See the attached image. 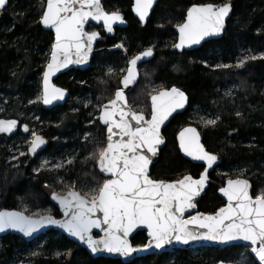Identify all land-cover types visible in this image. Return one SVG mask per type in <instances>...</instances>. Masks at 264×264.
Segmentation results:
<instances>
[{
	"label": "trees",
	"instance_id": "trees-1",
	"mask_svg": "<svg viewBox=\"0 0 264 264\" xmlns=\"http://www.w3.org/2000/svg\"><path fill=\"white\" fill-rule=\"evenodd\" d=\"M226 2L229 0H158L141 26L132 15L131 0L104 1V9L119 11L127 26L116 28L112 37L97 28L101 40L89 67L60 75L55 83L68 90L69 98L63 105L45 110L38 95L53 40L52 34L39 23L45 0H8L7 7L0 10V117L15 118L30 129H40L47 139L41 154L53 155L58 147H63L76 155L65 171L60 170L63 177L58 181L55 178L58 170L43 169L37 173L30 164H25L22 160L27 154L18 165L8 163L5 156L9 140L18 138L25 142L26 137L0 135V209H19L27 215L46 211L45 214L59 217L48 200L50 187L45 185L63 190V182L68 181L77 188L82 185L85 190L87 184L96 187L103 183L105 177L96 170L98 157L93 155L105 145L104 128L96 116L98 108L113 97L125 72L121 69L127 66L122 52L110 49L117 43L124 45L129 57L153 48V58L138 67V80L127 94L128 103L138 105V111H143L146 117L150 115L149 98L160 89L176 86L188 96L185 111L175 115L162 132L165 144L150 168V177L175 181L186 174L200 175L203 166L182 157L176 142V134L182 127L194 125L206 150L219 159L217 167L208 174V187L196 204L198 211L213 213L223 205L217 190L227 178L248 179L255 197L264 188V59L250 60L240 69L217 66L234 64L241 56L264 54V0H230L231 16L219 39L209 40L191 51L170 50L176 40L174 27L183 21L189 5ZM94 28L89 26L90 30ZM11 59L18 61L14 69L8 63ZM109 68L114 70L110 76L106 75ZM199 107H209L215 112V117L220 118L215 126L192 120ZM85 132L91 136L81 143L80 137ZM146 239L145 232L139 231L130 241L133 246H140ZM35 242L41 244V252L18 262L21 252ZM241 259L245 264L246 260H253L246 247H199L147 255L127 264H216ZM0 264L125 263L112 258H92L63 234L49 231L29 243L14 235L1 237Z\"/></svg>",
	"mask_w": 264,
	"mask_h": 264
},
{
	"label": "snow or ice",
	"instance_id": "snow-or-ice-1",
	"mask_svg": "<svg viewBox=\"0 0 264 264\" xmlns=\"http://www.w3.org/2000/svg\"><path fill=\"white\" fill-rule=\"evenodd\" d=\"M7 2L0 0V9H4ZM153 3L154 0H135L133 12L141 23L149 15ZM231 9L230 0L222 5L204 4L188 8L184 22L176 25L179 42L173 47L182 50L200 44L206 37L219 35ZM90 20L96 23L102 21L105 30L110 33L114 24L125 22L119 11L107 12L101 0H47L39 22L54 31L55 40L43 72L42 96L38 98L43 104L50 105L53 101L65 98L66 91L51 83V78L57 72L69 64L88 62L93 42L99 37L96 31H85V25ZM115 47L123 48L124 45L117 44ZM152 56L153 48L149 47L130 59L127 69H121V72L127 73L121 80L123 87L115 91L114 98L107 104L98 108L100 114L97 119L106 126L107 143L104 147H98L93 155L98 157L96 164L99 172L107 177L103 183L83 195L76 190L75 184L68 186L65 194L53 191L52 199L67 217L64 221H57L51 215L33 218L25 216L23 212L0 211V233L12 229L30 237L46 225H54L86 245L93 254L107 252L121 256H131L152 248L163 249L174 242L187 245L200 241H244L250 245L254 257V260H246V264H256V261L264 264V192L253 199L249 193L248 179L227 181V186L220 191L228 204L215 215L198 213L184 218L185 212L196 207V198L207 185L208 169L218 159L215 154L204 149L196 128L183 129L179 141L181 151L186 156L203 161L206 165L199 179L186 175L181 180L169 183L150 177V165L158 155V146L164 143L161 126L173 113L183 109L188 101L185 93L177 87L160 89L151 95L150 119L143 111H137L128 103L125 89L137 81L138 62ZM257 59H264V54L259 57L244 56L234 66L220 64L217 67L240 69L248 61ZM113 71L109 68L106 75H112ZM219 119L218 116L206 119L204 124L215 126ZM16 127V120H0V133H11ZM23 131L29 132L27 125L23 126ZM117 136L119 139H114ZM32 137L29 155L36 154L46 144V140L35 132ZM25 154L20 153L21 156ZM49 163L47 160L42 161L34 171L39 173ZM67 163L72 164L73 160L69 159ZM54 167L59 169L63 164L57 163ZM139 227L147 229L150 240L147 245L133 247L128 237ZM93 229H99L102 233L100 239L93 238Z\"/></svg>",
	"mask_w": 264,
	"mask_h": 264
},
{
	"label": "water",
	"instance_id": "water-1",
	"mask_svg": "<svg viewBox=\"0 0 264 264\" xmlns=\"http://www.w3.org/2000/svg\"><path fill=\"white\" fill-rule=\"evenodd\" d=\"M104 1H107V0H101L102 6H103V2H104ZM186 1H189V0H186ZM46 2H47V0H45L44 9L46 8ZM157 2H158V0H154L153 7L149 10V15L146 17L145 21H144L143 23H141L139 17L136 15L135 12H133V6H134V3H135V0H131V8H130V9H131L132 15H133V17H134L135 19H137V21L141 24V26H144V24L146 23L147 19L149 18L150 14H151V12H152V10H153V8H154V6L156 5ZM204 4H212V3H204ZM204 4L193 3V4L189 5L188 8H190V7L194 6V5H204ZM7 5H8V2H7V4H6V6H5V8L7 7ZM213 5H218V4H213ZM220 5H222V4H220ZM5 8H4V9H5ZM188 8H187V9H188ZM187 9H186V11H185V16H184V19H183L182 22H184V20L186 19ZM0 10H3V9H0ZM43 11H44V10H43ZM111 12H114V11H111ZM111 12H109V13H111ZM120 14H121V13H120ZM121 15H122V14H121ZM41 16H42V15H41ZM230 16H231V11H230V13H229V16L225 18V27H224V29L222 30V32H221L219 35L206 37L204 40H202V41L200 42V44L193 45V46H191V47H186V48H184V49H182V50H177L176 48L173 47V45H174L175 43H178V42H179V33H178L177 28H176V26H175V27H174V32H175V34H176V40H175V42L173 43V45L171 46L170 50H171V51L178 52V53H180V52H182V51H191V50H194V49L199 48L203 43H205V42H207V41H209V40H216V39H219V38L223 35V32L225 31L226 24H227V21L229 20ZM122 17H123V15H122ZM40 19H41V18H40ZM39 21H40V20H39ZM124 21H125V20H124ZM182 22H181V23H182ZM39 23H40V22H39ZM90 25L93 26V27H95L96 29L88 30V27H89ZM40 26H41V28H42L44 31H48V32H50V33L52 34V36H53L52 44H53V42H54V40H55V33H54V31H53L52 29H50V28H45L41 23H40ZM126 26H127V22H126V21H125L123 24L116 23V24L113 25V31L110 33V32H108V31L105 30L102 21H101L100 23H96L95 21H91V20H90V21L85 25V31H87V32L96 31V32L99 33V31H98L97 28L101 27L103 33H104L107 37H112L113 34H114V30H115L116 28L123 29V28H125ZM100 40H101V34L99 33V37H98V39L95 40V41L93 42V45H92V51L89 53V56H88V62H87L86 64H69V66H68L67 68H63L61 71L57 72V73L51 78V83H52L54 86H56V87L62 88V87L58 86V85L55 83L56 79H57L60 75L65 74V73H68V72H70V71H72V70H80V71H83V70L87 69V68L89 67L90 63H91V59H92L94 53L96 52L95 47H96L97 43H98ZM52 44H51V46H52ZM117 44H121V43H117ZM117 44H116V45H117ZM116 45H115V46H116ZM115 46L112 47V48H110V49H111V50H118V51H121V52H122V56L126 59V65H127V66H126V69H127V67H128V61H129L130 59H132L134 56H136V55L140 54L141 52H143L144 50H146V49H144V50L138 52L137 54H135V55L129 57L128 54H127V52L125 51L124 47H123V48H117V47H115ZM50 51H51V47H50ZM153 56H154V51H153ZM153 56L150 57V58H146V59H144V60L139 61V62H138V65H137V70H138V67H139L140 65H142V64L147 63L148 61H150V60L153 58ZM49 57H50V52H49ZM49 57H48V60H49ZM73 58H75V57H73ZM47 62H48V61H47ZM47 62H46V64H47ZM46 64L44 65V68H43V71H42V75H41V80H40V97L42 96V89H43L42 79H43V72H44V69H45V67H46ZM126 74H127V73H126V71H125L124 74L121 76L120 81H119V87H118V88H122V87H123L122 84H121V80H122V77H123L124 75H126ZM138 77H139V72H138ZM137 80H138V78H137ZM136 82H137V81H136ZM136 82H135L133 85H130L128 89H125L126 94H128V93L133 89V87H134V85L136 84ZM172 87H176V86H170L169 88H164V89H171ZM118 88H117V89H118ZM177 88H178V87H177ZM62 89H64V90L66 91V95H65V98H64L63 100L53 101L52 104H50V105H45V104H43L42 100L40 99V105H41V107H42L43 109H45V110H50V109L55 108V107H57V106L63 105V104L66 102V100L69 98V92H68V90L65 89V88H62ZM117 89H116V90H117ZM179 89H180V88H179ZM116 90H115V91H116ZM180 90H181V89H180ZM181 91H182V90H181ZM114 93H115V92H114ZM153 94H156V92L153 93ZM153 94H152V95H153ZM185 95H186V94H185ZM186 96H187V95H186ZM112 98H114V94H113V97H112ZM112 98H111V99H112ZM126 98H127V96H126ZM187 98H188V96H187ZM127 101H128V99H127ZM108 102H109V100L106 101V102L103 103V104H107ZM103 104H102V105H103ZM149 105H150V114H151V96H150V98H149ZM187 106H188V101H187V103H186V105H185V107H184L183 109H179L176 113H173V115H172L171 117H169V119L166 120V121L164 122V124L161 126L160 133H161V135H162V137H163V139H164V143L158 146V155H157V157L154 158V161H153L152 164H154V163L157 161L158 156H159V151L163 148V146H164V144H165V138H164V135H163V133H162L163 130H164V128L168 125V123L170 122V120H171L175 115L180 114V113H183V112L185 111V109L187 108ZM99 114H100V113H98V116H99ZM147 118L150 119V115H149ZM0 120H16V121H17V127H16V129H15L13 132H11V133H0V135H2V136H5V137H7V138H10V137H12L13 135L19 133L21 136L28 137V136L31 134V129H30L29 125H27L26 123L21 122V121L18 120V119H15V118H4V117H0ZM97 120H98V119H97ZM98 123L104 128V135H105V145H104V146H106V143H107V140H106V137H107L106 126L103 125V124H101L99 120H98ZM24 125H27V126H28V128H29V132L26 133V132L23 131V126H24ZM187 127H194V128H196L194 125H186V126L182 127V128L177 132V134H176V142H177V148H178V151L180 152V154L182 155V157H184L186 160L190 161V162L193 163V164H197V165H201V166H203V170H202V172H201V173H203V172H204V169H205V167H206V165L204 164V162H203V161H195V160H192L191 157L186 156V155L184 154V152L181 151V148H180V141H179V134L181 133V131H183V129H185V128H187ZM196 129H197V128H196ZM197 131H198V129H197ZM198 132H199V131H198ZM36 134L42 136V137L46 140V144H44L43 146H41V148L37 150V153H36V154H32V155H29V154H28V156H29L30 158H32V159H33V158H36L40 153H42V152L45 150L46 146H47V139H46V137H44V136L41 135L40 133H36ZM199 134H200V133H199ZM32 138H33V137H32ZM32 138H31V139H32ZM114 139H119V137H118V136H117V137H114ZM200 143L202 144L201 136H200ZM202 145H203V144H202ZM29 147H30V143H29V145H28V147H27V153H28V148H29ZM203 147H204V145H203ZM204 149L206 150L205 147H204ZM206 151H207V150H206ZM207 152H209V151H207ZM209 153H211V152H209ZM212 154H214V153H212ZM215 155H216V154H215ZM216 156H217V155H216ZM217 157H218V156H217ZM152 164L150 165V168H151ZM218 164H219V159H217L216 163L212 166V168L208 169L207 176H208V174H209L211 171H213V170L217 167ZM150 168H149V172H150ZM96 170H97V172H98L102 177H105L103 173H100V172H99V168H98L97 164H96ZM201 173H200V175H201ZM186 175H190V174H186ZM186 175H184V176H186ZM200 175H199L198 177H193V176H192V177H193L194 179H199ZM184 176H182V177H181L180 179H178V180L183 179ZM190 176H191V175H190ZM105 178H107V177H105ZM238 178H244V177L227 178V179L224 181V184H223V185L217 190V195L223 200L224 203H223V205H222L221 207H219L215 212H213V213H204V212L198 211V209H197V205H196V207H195L194 209H190L189 211L185 212L184 218L187 219V218H189L190 216L197 215L198 213H202V214H204V215H215V213H216L217 211H219V209H221V208H223V207H226L227 204H228V201H227V198L223 196V194L221 193L220 189H221V188H224V187L227 186V181H228L229 179L236 180V179H238ZM152 179H153V178H152ZM154 180H155V179H154ZM178 180H175V181H178ZM157 181H162V180H157ZM175 181H165V182L172 183V182H175ZM208 182H209V177H208L207 185H206L205 189L201 192L200 196H198V197L196 198V201H195L196 204H197V202L200 200V198L204 195V193H205V191H206V189H207V187H208ZM249 183H250V181H249ZM52 193H53V192H52ZM52 193L49 195L48 200H49V202H50V203H51V204L57 209L58 214H59V217H55V216L52 215V214H40V215H51V216H52L55 220H57V221H64L65 219H67V217H65L64 212L61 210L60 205H59L58 203H56V201H54V200L52 199ZM65 193H66V192H65ZM65 193H64V194H65ZM249 193H250V195L252 196V187H251V183H250ZM81 195H82V194H81ZM252 197H253V199L255 198L254 196H252ZM0 211H2V212H23L22 210H19V209H0ZM23 213H24L25 216H31V215H27L25 212H23ZM40 215H38V216H40ZM99 215H102V214H99ZM38 216H31V217H33V218H38ZM49 231H56V232H59V233L63 234L68 240L72 241L73 243L77 244L79 247H81V248H83L84 250H86L87 253L89 254V256L92 257V258L104 257V258L118 259V260H120L122 263H125V264H127V263H131V262L134 261L135 259H139V258L144 257V256H147V255H160V254H163V253L171 252V251H173V250H188V249L199 248V247H212V248H216V249H223V248H225V247H230V246H242V247H246V248L248 249V251H249L250 256H251L252 259L254 260V257H253V255H252V253H251V251H250V245H248V243H247V242H244V241H230V242H225V243H219V242H215V241H207V242H205V241H200V242H190V243L187 244V245H182V244H178V243H175V242H174L173 244L165 245V247H164L163 249H155V248H152V249H149L148 251H145V252H137V253H133L131 256H121V255L116 254V253H111V254H110V253H107V252H97V253L93 254V253L87 248L86 245L81 244L78 240H76L75 238L69 236L68 233L65 232L62 228L56 227V226H54V225H46L45 227L41 228L38 232L33 233V235L30 236V237H25V236H24L22 233H20V232L14 231V230H12V229H8V230H6L5 232L0 233V238L3 237V236H5V235H14V236H16V237L21 238V239H22L23 241H25L26 243H29V242H31V241L37 239L39 236H41V235H43V234H45V233H47V232H49ZM139 231H144L145 234H146L147 239H146V241H145L144 244H142V245H140V246H133V245H132L133 247H142V246L147 245V244L149 243L150 238H149L148 235H147V229H146V228H143V227H139V228H137L135 231H133V232L130 234V236L128 237L129 242L131 243L130 239H131V238H132L137 232H139ZM92 235H93V238H94V239H100V237L102 236V233L99 231V229H93V230H92ZM216 264H233V263L225 262V261H219V262H217ZM256 264H258V261H256Z\"/></svg>",
	"mask_w": 264,
	"mask_h": 264
},
{
	"label": "rangeland",
	"instance_id": "rangeland-1",
	"mask_svg": "<svg viewBox=\"0 0 264 264\" xmlns=\"http://www.w3.org/2000/svg\"><path fill=\"white\" fill-rule=\"evenodd\" d=\"M92 30V29H91ZM240 58H243L242 56L241 57H238V59ZM16 62L18 61H15V60H9L8 63H10V66H12L14 69L15 65H16ZM238 62V60L234 63V64H230V65H235L236 63ZM234 69H237L235 67H233ZM126 70V69H125ZM227 90H230V89H227ZM40 97V91H39V95H38V98ZM40 101V99H38ZM135 107V109L138 111V105H133ZM197 109V112H196V116L192 119L193 121H199L201 122L202 124H204V120L206 119H215L216 115H215V112L213 110H210L209 107H199V108H196ZM90 115H92L90 113ZM92 117H94V115H92ZM98 117V115L96 116V118ZM204 118L203 120L201 118ZM36 119V118H35ZM40 126L44 125V124H41L39 123ZM205 125V124H204ZM44 127V126H42ZM35 132V133H40V129L38 128H34V127H31V134L26 137V140L25 142H21L18 138H14V139H10L9 140V148H8V154L5 156V159L8 163L10 164H13V166L15 165H18L21 161H20V158L23 157L20 155L21 152H24L27 154V149L24 150V147H28L29 145V142L31 141V138H32V133ZM41 134V133H40ZM89 133L88 132H85L83 136H81V143H84L86 141L87 138H89L91 135H88ZM90 139H89V143H90ZM58 151L56 152V154H53V155H49V154H39L36 158H30L27 154V158H24V161L25 164H30L33 169H38L40 164L42 163V161L44 160H47L49 161L50 163L44 168V169H47V170H58L59 173L56 174L55 178L58 180V181H62V174L60 173V170L61 171H65L67 166H69L70 164L67 163V161L69 159L71 160H74V155L73 153H68L66 152L65 150H63L64 148L63 147H58ZM72 152V151H70ZM18 157V159H17ZM57 163H61L63 164V167L59 168V169H56L54 166L55 164ZM228 173V172H225V174ZM64 185H65V189L63 190H59L57 189L56 187H51L49 186L50 188L48 189V196L53 192H57V193H60V194H64L65 192L68 191V186H71L73 185V183H70V182H63ZM86 189L83 190V187L82 185L79 186L78 188L76 187V190L80 191L81 194L83 195L85 192H88L91 188H93L94 186H92L91 184H87L85 185ZM261 192H264V188L263 189H259L256 193V195L260 194ZM90 199V197H87ZM47 213L46 211L44 212H35V213H31V214H28V215H31V216H38L40 214H45ZM38 214V215H37ZM41 252V244L38 243V242H35L34 244H32L31 246H28L25 248V251L21 252V255L18 256V262H24L26 260H28L29 257H31V255H33V253H40ZM67 257H69V254L67 255ZM233 264H245L242 262V259L241 261H234L232 262Z\"/></svg>",
	"mask_w": 264,
	"mask_h": 264
},
{
	"label": "flooded vegetation",
	"instance_id": "flooded-vegetation-1",
	"mask_svg": "<svg viewBox=\"0 0 264 264\" xmlns=\"http://www.w3.org/2000/svg\"><path fill=\"white\" fill-rule=\"evenodd\" d=\"M90 26H91V25H90ZM100 28H101V27H100ZM94 29H96V28H94ZM88 30H90L89 27H88ZM92 30H93V29H92ZM17 134H19V133H17ZM15 135H16V134H15ZM13 136H14V135H13Z\"/></svg>",
	"mask_w": 264,
	"mask_h": 264
}]
</instances>
